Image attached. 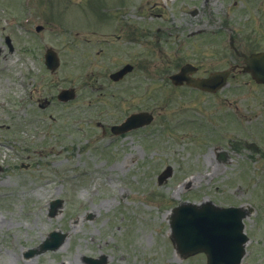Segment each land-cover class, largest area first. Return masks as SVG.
<instances>
[{"label":"rangeland","instance_id":"374dc122","mask_svg":"<svg viewBox=\"0 0 264 264\" xmlns=\"http://www.w3.org/2000/svg\"><path fill=\"white\" fill-rule=\"evenodd\" d=\"M20 1L0 3V26H17V46L38 48V89L49 88L53 104L41 112L33 99L0 114V264H85L84 256L104 264H204L202 253H175L167 220L177 203L204 199L248 205L241 264H264V86L236 72L229 89L212 96L168 77L185 62L197 76L240 62L231 37L246 53L262 50L264 0H40L24 30L15 16L25 11ZM36 23L47 26L38 35ZM45 46L60 59L51 79L41 62ZM4 53L0 103L9 106L21 95V57ZM124 63L133 70L109 83L107 74ZM97 81L112 85L106 95L89 90ZM64 85L76 89L66 103L55 98ZM140 110L153 111L154 120L120 135L108 130ZM251 141L257 152L245 147ZM221 150L227 159L218 162ZM167 166L172 174L159 184ZM54 199L62 202L49 216ZM52 230L67 233L64 243L28 256Z\"/></svg>","mask_w":264,"mask_h":264},{"label":"water","instance_id":"95a60500","mask_svg":"<svg viewBox=\"0 0 264 264\" xmlns=\"http://www.w3.org/2000/svg\"><path fill=\"white\" fill-rule=\"evenodd\" d=\"M46 58L50 68L57 66L58 59L53 52H47ZM245 63L243 70L248 71L257 82H264V51L246 56ZM130 68L125 66L111 77L118 79ZM194 70L193 65L186 63L181 66L179 72L172 74L170 79L176 85L185 82L204 90H215L226 82V76L229 73V70H224L213 72L205 78H193L189 74ZM151 120L152 115L148 112L133 113L121 124L112 126L111 131L122 133L148 124ZM171 172L170 167L165 168L158 175V183L170 176ZM60 205L61 200L53 201L49 215H54L56 208ZM247 214L248 210L242 206L222 207L209 200L201 203L182 202L173 207L167 217L170 227L169 237L181 258L203 252L206 255L205 264H240L245 253L244 244L248 240L243 223V218ZM65 236L66 234L61 232H52L50 238L37 248L29 250V254L56 249ZM104 260V257L101 259L84 257L87 264H103Z\"/></svg>","mask_w":264,"mask_h":264},{"label":"flooded vegetation","instance_id":"af4514ba","mask_svg":"<svg viewBox=\"0 0 264 264\" xmlns=\"http://www.w3.org/2000/svg\"><path fill=\"white\" fill-rule=\"evenodd\" d=\"M40 0H21L20 1V7H24L25 11L24 13H20V14H13L15 16H19L18 21L21 25V29L24 30L26 29L25 25L22 24V20L27 18L29 21L31 20V23L33 21V7H35L36 3L39 2ZM204 2H206L207 0H203ZM0 3H4L6 4L7 2H5V0H0ZM26 11H31V14H26ZM12 15V21H14V17ZM49 16V15H47ZM6 18V17H4ZM11 21V19H10ZM259 21V20H257ZM225 26H222L221 28L223 29ZM47 28L46 25H39V24H35L34 26H32V29L34 30V34L38 35L39 33L43 32V30H45ZM227 29H229V31H231L230 27H226ZM29 29V28H28ZM19 31L17 26L15 28H10L7 29L6 25L5 26H0V52H5L4 54H12V53H17L20 54L21 57V63L18 64L17 67V73L19 74L20 77L24 78L26 80L23 81L21 78V82L19 83V86L21 87L20 92L21 95L19 98L11 99L8 102H10V104L7 103V105L9 106H4L2 103H0V110H1V115L6 114V113H17L18 111H22L23 109H25L26 104L25 102H31L34 99V103H35V107L36 109H38L41 112L46 111V109H48L50 106H52V102H53V97L47 98V92L49 91V88H44L43 90L38 89L39 88V83L44 82L43 79H39V75L34 71V67L37 66V62L39 59V50L36 47H29V46H23V45H16L17 43V39L15 37H19V35L21 34ZM211 34L216 33V34H221L222 31L221 30H210ZM16 34V35H14ZM229 34V33H228ZM51 46H45L44 49L40 50V52L42 54H44V51L46 49H48ZM40 49V48H39ZM235 55H237L240 59V62H235L232 65V71L230 73V76L234 75L236 72H241V69L239 67L243 66V61H242V57L241 54L244 53L243 50H239L237 47H233L232 48ZM24 54H30L31 57L33 58L32 61H30V63H25V61H23V55ZM6 57V55H4ZM41 62L43 65V69H46L45 65H44V60L41 57ZM125 64V63H124ZM124 64H122L121 66H123ZM120 66V67H121ZM3 68H0V70H3ZM47 70V69H46ZM1 73V72H0ZM54 72H50L49 74H47V77H52ZM44 74V73H43ZM128 74V73H127ZM124 75L123 78L117 82H112L109 80V83H119L121 81L124 80V78L127 76ZM45 75V74H44ZM108 76V74H107ZM229 76V77H230ZM228 77V78H229ZM1 78V76H0ZM252 82V81H251ZM1 84V83H0ZM28 84V87L24 90V87ZM35 84V85H34ZM254 84H258L255 83ZM111 84L105 83L104 81H97V85L93 84V86H91V89L89 88L90 91H98L99 95L104 96L106 95V90L111 87ZM228 86V83L225 85ZM223 86L222 88L218 89L216 92H207L201 89H195V91L199 92V93H203L205 95H212L215 96L218 92L224 90L226 87ZM257 86H264V84H258ZM229 89V86H228ZM22 91H24V94H22ZM99 95L97 94V96L99 97ZM0 98H3V95L0 96ZM3 100V99H2ZM7 102V101H6ZM245 146L247 147V143L245 142ZM256 148L253 149L254 151L259 150L258 146L255 145ZM255 151V152H256ZM220 151H217L216 154V159L219 161L220 160Z\"/></svg>","mask_w":264,"mask_h":264}]
</instances>
